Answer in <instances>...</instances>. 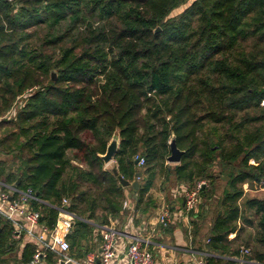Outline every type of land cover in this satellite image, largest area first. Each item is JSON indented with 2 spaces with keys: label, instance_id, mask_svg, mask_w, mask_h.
<instances>
[{
  "label": "trees",
  "instance_id": "trees-1",
  "mask_svg": "<svg viewBox=\"0 0 264 264\" xmlns=\"http://www.w3.org/2000/svg\"><path fill=\"white\" fill-rule=\"evenodd\" d=\"M187 1L0 0V118L32 89L15 116L0 121L11 128L0 153L15 157H0V188H31L41 199L31 207L51 228L68 198L76 215L68 239L79 258L93 248L95 228L125 212L129 186L116 167L131 182L138 171L147 176L135 198L143 210L160 171L190 189L214 182L219 162L238 169L229 185L264 177V0H192L172 15ZM174 135L185 153L170 165ZM114 136L116 165L108 169L103 155ZM253 202L264 241V200ZM13 235L0 214V264L14 254L28 264L36 242L20 249ZM46 262L55 264L54 255Z\"/></svg>",
  "mask_w": 264,
  "mask_h": 264
},
{
  "label": "crops",
  "instance_id": "crops-1",
  "mask_svg": "<svg viewBox=\"0 0 264 264\" xmlns=\"http://www.w3.org/2000/svg\"><path fill=\"white\" fill-rule=\"evenodd\" d=\"M251 163H255V160L252 159ZM237 172L238 169L235 168L229 170L226 176L223 169L216 172L214 185L210 183L203 185L196 210L187 218L183 216L167 227L162 226L159 221L160 212L166 206H169L172 212H177L176 209L180 207L183 209L185 198L182 188L187 187L186 184L179 182L178 188H170L167 186L169 177L158 172L153 186L146 194V199L151 200L153 204L147 209L145 205L144 210L135 208L138 191L130 197L132 186H129L126 200L128 204H124L123 216L111 219L109 223L118 231V256L114 259V264H127V248L136 237L149 240L148 247L154 254V264H200L201 261L208 264L210 262L225 264L228 260L247 264L251 261L248 258L250 255L264 257V241L259 236V220L263 213L258 204L253 202L264 200V186L261 182L229 185L232 174ZM146 178L147 176L143 175L141 179L140 177L137 179L142 184ZM239 190L242 194L237 198L235 194ZM226 226L233 227V230L228 233L225 241L215 246L211 243V237L223 231ZM100 227L102 229L98 226L95 228L94 243L91 245L93 248L87 254L101 248L103 226ZM21 240L20 249H23L31 239L24 237ZM83 244L87 245V240H84ZM243 247L250 248L251 253L245 254ZM71 253L77 257L80 255L75 249H71ZM18 255L20 258L21 251ZM16 256V254L10 256L3 264H18ZM252 261L255 264H264V260Z\"/></svg>",
  "mask_w": 264,
  "mask_h": 264
},
{
  "label": "built area",
  "instance_id": "built-area-1",
  "mask_svg": "<svg viewBox=\"0 0 264 264\" xmlns=\"http://www.w3.org/2000/svg\"><path fill=\"white\" fill-rule=\"evenodd\" d=\"M12 114L16 113L14 109ZM10 112V113H11ZM139 164H145L144 158H139ZM205 181L197 182L195 187H183L182 193L185 204L182 210L172 212L166 206L159 215L162 226L167 227L176 223L185 216L196 210L200 202V190ZM264 186V177L261 180ZM9 191L0 188V214L12 222L14 227V238L21 240L24 237L36 242L37 250L28 264H43L50 254L55 257V264H114L118 256L117 236L118 231L111 225L103 226V241L100 250L88 253L85 257H77L71 253V243L68 235L73 229L76 215L67 207L69 199L63 198L54 227L40 221L41 213L31 207L32 200L41 201L31 188L21 190L16 186H8ZM128 204L127 201L124 202ZM149 240L136 237L127 248V264H154V254L148 247ZM245 254H250L248 247L242 248ZM200 264H208L201 261Z\"/></svg>",
  "mask_w": 264,
  "mask_h": 264
},
{
  "label": "rangeland",
  "instance_id": "rangeland-1",
  "mask_svg": "<svg viewBox=\"0 0 264 264\" xmlns=\"http://www.w3.org/2000/svg\"><path fill=\"white\" fill-rule=\"evenodd\" d=\"M191 1L192 0H188L187 1V3L185 4V5H182V6H180V7H178V8H176L173 12H172V15H176V14H179L180 12H182L183 11V9H185V7H187L190 3H191ZM26 93V95H22L18 100H17V102L15 103V105H14V108L12 109V111L14 110V109H16L17 107H19L20 106V104L23 102V100L25 99V97H27V95L28 94H30V93H32V89H29V90H27V92H25ZM262 104H264V101L262 102ZM16 114V113H15ZM15 114H12V112L11 113H7V114H5L2 118H0V121H1V119H3V118H7V119H10V118H12V117H14L15 116ZM9 129H11L10 127H1L0 128V139L7 133V131L9 130ZM208 132L209 133H211V130H210V127H208ZM222 133V129H220V134ZM211 135V134H210ZM213 136V135H212ZM214 137V136H213ZM0 157H2V158H4L6 161H8V162H11V161H13V159H15V157L13 156V153L12 154H1L0 153ZM167 163H169L170 165H175L176 163H170V162H167ZM115 165H116V161H115V159L114 160H112L111 162H109V163H106V167L108 168V169H112L113 167H115ZM173 167V166H172ZM233 167L231 166V167H229L228 165H226V163H222V162H219V165H215L214 167H213V169H212V173H218V171L219 170H224L225 171V176L227 175V173H228V171L229 170H231ZM161 172V174H163L162 173V171H160ZM164 174H166V173H164ZM170 174V175H169ZM169 174H166L165 176L166 177H169V180H167L169 183H167V186H169L170 188H174V187H177V186H179L180 184H179V181L177 180V178H176V175H175V173H169ZM226 178H224V180H225ZM200 181H205V183L207 184V183H210L211 185H214V182H211L209 179H207V178H203V179H200V180H198L197 182H200ZM186 184V186L187 187H189L190 188V181H189V183H185ZM217 185H218V183H216V185H215V187H217ZM178 188V187H177ZM181 189V188H180ZM180 209L182 210V207H180V208H178V209H176V210H178V211H180ZM177 211V212H178ZM7 261V259L4 261V262H6ZM19 264V263H18Z\"/></svg>",
  "mask_w": 264,
  "mask_h": 264
},
{
  "label": "water",
  "instance_id": "water-1",
  "mask_svg": "<svg viewBox=\"0 0 264 264\" xmlns=\"http://www.w3.org/2000/svg\"><path fill=\"white\" fill-rule=\"evenodd\" d=\"M160 28H157L156 31H159ZM52 77L54 80H57V73L55 71L52 72ZM118 148H119V138L118 136H114L112 138V140L110 141V143L108 144V148H107V151H106V154L103 155V159L105 160L106 163H109L111 162L112 160H114V157H115V154L117 153L118 151ZM185 153V150L181 149L177 142H176V137L175 135L171 138L170 140V154L167 158L168 162L170 163H180L182 158H183V155ZM136 164H139V159H136L135 161ZM114 173L115 175H118L120 180H121V183L124 185V186H132V190L131 192L129 193V196L131 197L132 194H136V192L138 191L139 187H140V182L138 179L134 180L133 182H131L130 180L128 179H125L122 175H120L119 173V170L118 168H114ZM141 176V172L138 171L136 173V177L139 178ZM20 182V179L17 181V185L19 184Z\"/></svg>",
  "mask_w": 264,
  "mask_h": 264
}]
</instances>
